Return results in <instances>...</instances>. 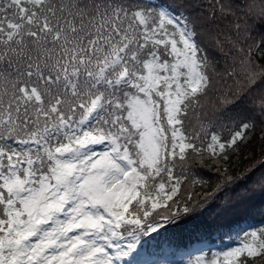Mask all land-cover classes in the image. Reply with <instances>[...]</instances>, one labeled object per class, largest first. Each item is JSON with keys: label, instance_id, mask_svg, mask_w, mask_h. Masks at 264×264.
<instances>
[{"label": "snow or ice", "instance_id": "obj_1", "mask_svg": "<svg viewBox=\"0 0 264 264\" xmlns=\"http://www.w3.org/2000/svg\"><path fill=\"white\" fill-rule=\"evenodd\" d=\"M232 17L264 30V0H0V264H135L232 183L229 153L264 138V39L241 56L251 87L206 103L201 45ZM199 168L220 180L203 199ZM238 240L187 264L264 258V223Z\"/></svg>", "mask_w": 264, "mask_h": 264}, {"label": "trees", "instance_id": "obj_2", "mask_svg": "<svg viewBox=\"0 0 264 264\" xmlns=\"http://www.w3.org/2000/svg\"><path fill=\"white\" fill-rule=\"evenodd\" d=\"M240 2L243 3L244 0ZM249 2L254 3L256 10L259 11L260 0H249ZM231 19L241 21L239 33L235 32L234 25L225 19L214 27V31L222 33L220 38L225 43L217 47L205 39V43L201 45L202 48H207L205 54L213 65L215 76L214 89L206 100L209 112L213 110L214 102L220 92L231 91L234 95L240 96L242 90L251 87L242 78L241 56L250 46L264 39V30L259 26L258 19H251V23H248L250 18L232 17ZM253 51L255 52L254 47ZM253 62L258 69H264V59L260 58L259 53H255ZM234 69V75L229 78L226 71ZM261 89H264V84H257V91ZM246 105L247 100H242L237 111L243 110ZM229 157L225 166L228 168V175L232 177L231 184L226 185L212 200L202 205V210L177 223L165 225L158 233L142 238L139 248L147 257L154 256L152 258L154 260L147 264H157L155 259L159 255L183 252L202 241L223 245L218 251L234 247L233 243L238 241V234L264 223V138L257 131L242 143L237 151L230 152ZM199 172L201 178L207 181L203 189L199 186L196 189L197 198L203 199L215 189L220 180L214 171H208L207 168H199ZM202 254L209 255V250L188 254L186 259ZM256 264H264V258L258 259Z\"/></svg>", "mask_w": 264, "mask_h": 264}, {"label": "rangeland", "instance_id": "obj_3", "mask_svg": "<svg viewBox=\"0 0 264 264\" xmlns=\"http://www.w3.org/2000/svg\"><path fill=\"white\" fill-rule=\"evenodd\" d=\"M238 242H239V240L234 242L233 245L236 246V244ZM216 244H218V243H216ZM222 246L219 245V247H222ZM218 248H217V245L212 243V241L210 243H205L202 241L201 243L193 244L192 249L189 251L186 250L183 252H176L175 255H172V256L168 255V254L160 255L157 259V264H187L188 259H186L185 254L191 253V252L192 253H201L202 251H205L206 249H208L209 255H210L211 252H218ZM228 248H230V247H227L226 249H223V250H227ZM223 250H220V251H223ZM139 255L140 254L133 256V260H134L135 264H138V260H139V264H140V258L141 259H147V258H144V255H141V256H139Z\"/></svg>", "mask_w": 264, "mask_h": 264}]
</instances>
